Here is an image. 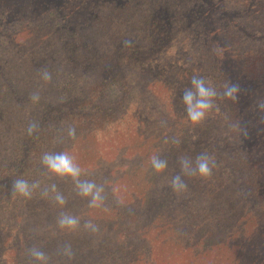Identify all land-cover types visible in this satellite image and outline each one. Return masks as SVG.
<instances>
[{"label": "rangeland", "instance_id": "1", "mask_svg": "<svg viewBox=\"0 0 264 264\" xmlns=\"http://www.w3.org/2000/svg\"><path fill=\"white\" fill-rule=\"evenodd\" d=\"M210 1L59 0L60 8L51 15L29 0H24L25 4L22 0H8L3 9L0 3V264H13L15 248L18 253L22 250V257L26 246L31 249L42 241H48L56 253L51 257L48 249V264H60V242L70 237H86V241L90 237L94 241L107 237L105 247L110 239L134 244L145 233L151 236L138 222L146 204L143 207L136 200H124L118 190L111 192L109 188L110 179L115 178L110 172L121 163L137 161L141 150L136 147L126 149L124 155L113 154V148L120 143L116 135L127 136L139 130V136L146 138L154 132L143 134L144 125L173 124L171 113L178 106L176 93L182 96L194 75L213 86L216 79L222 81L219 73L205 67L211 46L201 45L202 27L197 23L200 7L202 13L209 11ZM213 1L222 7L217 6L222 19L217 26L225 27L232 23L230 14L237 12L244 0ZM240 23L244 26V22ZM245 26L242 34H236L239 39L246 43L249 39V46L264 41V12L254 24ZM9 29L14 31L11 38ZM234 41L228 36L227 42L216 47L215 55H226ZM262 66L258 59L254 60L250 74L259 72ZM103 69L120 75L121 82L110 85ZM44 71L50 75L47 81L42 78ZM12 86L18 93H12ZM34 94H38L37 100H33ZM170 100L175 106L168 105ZM31 123L38 127L29 135ZM203 123L208 130L198 134ZM227 124L228 110L215 98L214 107L202 122L185 127L186 149L180 144V136L160 139L158 146L150 139L143 142L147 149L155 146L152 153L156 156L173 150L175 160L168 159L167 167L147 194L154 200L167 198L162 215H166L169 227L166 237L173 235L167 244L170 250L182 244L187 246L188 254L200 252L205 243L211 245L221 237H231L227 235L234 230L240 234L237 237L264 234V209L255 211L261 203L259 182L237 157ZM69 127L76 130L74 138L67 135ZM91 135L99 145L105 141L111 145H98L97 162L91 158L81 178L102 187V205L110 208L98 209L103 211L95 218L96 231L87 234L85 225L92 219L85 212L89 204L82 206L80 202L69 208L68 203L78 194L74 183L50 175L41 157L44 152H70L75 143L77 147L85 141L90 144L86 137ZM200 153L214 161L211 186L207 188L205 180L197 185L191 175H185L182 180L186 189L174 191L170 181L180 174L181 159L194 160ZM17 178L38 183L31 198L14 194L12 185ZM53 184L65 198L62 207L53 199ZM119 209L128 214L121 220L123 234L116 220L111 219ZM62 213L76 216L78 227L61 229L57 221ZM24 237L33 242H25ZM181 237L186 238L180 240ZM109 252L107 245L98 259L106 262ZM177 257L172 259L176 264L182 260ZM23 264L34 261L28 257Z\"/></svg>", "mask_w": 264, "mask_h": 264}, {"label": "trees", "instance_id": "2", "mask_svg": "<svg viewBox=\"0 0 264 264\" xmlns=\"http://www.w3.org/2000/svg\"><path fill=\"white\" fill-rule=\"evenodd\" d=\"M29 2H35L34 5L40 7L43 12L48 11L50 15L57 12L61 6L57 5L59 0H29ZM212 2L210 1L211 9L209 11L202 13L201 6L199 15L197 14V23L199 27H202L201 45L211 46L206 55L209 62L207 61L205 67L215 73H219L222 79L221 82L217 79L214 82V87L218 91L216 98L222 101L228 110L229 125L227 124V129L229 128L230 136L233 139V146L237 157L241 158L244 165L250 169L259 182V190L257 191L259 192L258 196L261 203L255 210L259 211L260 209H264V68L259 72H255V74H250V63L258 59V62L263 63L262 67H264V41L258 45L249 46V39L246 43V40L242 41L236 34H242V30L246 28L245 25H252L258 20L264 12V0H244L237 12L232 13L233 15L230 14L229 18H233L232 23H229L225 27L220 25V23V27L217 26L218 20H222L219 19L220 13H218L222 7L217 2L214 3L213 0ZM0 3L3 9L8 0H0ZM22 4H25L24 0H22ZM256 11L261 14L256 13ZM234 21L238 24L233 23ZM240 22H244V26ZM252 28H255L254 25ZM7 33L9 38H11L14 31L9 29ZM254 35L257 36L256 34ZM228 36H232L233 40H236L234 41V47L228 50L226 55H215L216 47L219 44L222 45L224 42H227ZM103 72L104 79L110 80V85L121 82L120 75L104 69ZM225 83L239 86V91L234 100L224 97L222 86ZM12 88V93H18L16 87L12 86ZM176 97L178 106L171 113L173 124L160 123L158 126H152L148 123L144 125L143 134L145 132H154L146 138L144 135L139 136V130L132 131L127 136H118L117 134L116 137L120 140V143L113 148V154L121 152V155H124L126 149L141 148L137 161L134 163H131V161L121 163L116 171L112 170L110 172V176L115 178L110 179L112 187L109 188L111 192L114 189L118 190L124 200H136L143 207L146 204V211L139 215L138 222L142 223V230H147L151 236L148 237V234L145 233V237H138V240L134 244H129L125 240L119 242V240L110 239L107 243L110 247V256L106 262L99 260L98 254L106 250L107 245L104 247L103 244L107 240V237H97V241H94V237H90L87 241L86 237H70L71 240L62 242L58 240L62 244L61 249L58 251L62 257L60 264H176L172 259L178 260L177 255L182 257V260L178 264H264V234L259 237H237L240 234L234 230V232L227 235L231 237H221L216 243L211 245L205 243L202 249L200 248V252L193 254L186 253L187 246L182 244L173 250L168 248L169 245L167 246V244L171 242L170 237L173 235L166 237L165 231L169 227L166 225V215H162V212H166L167 198L154 200L150 199L147 195L150 187L155 183L156 177L162 171L156 172L151 166L150 158L154 155L152 150L155 146L153 149L150 147L147 149L144 147L143 142L150 139L158 146L157 143L160 139L171 140L173 137L180 136V144L186 149L187 131L185 127H192L194 124L186 118L184 105L181 100L182 96L176 93ZM168 105L170 107L175 106L171 100L168 102ZM170 107L169 110L171 112ZM201 125L204 127L196 131L198 134L206 133L208 130L206 124L203 123ZM81 126L83 125H78L77 127L80 128ZM167 131H169L168 134ZM86 139L90 140V144H88V141H85L77 147L75 143L74 148L70 150L71 154L84 169V172L88 170L87 162L91 158L92 162H97L99 145V142L92 135L90 138L86 137ZM101 145L110 147L111 143L109 141L102 142L99 148H102ZM105 153L107 151L102 152V154ZM194 153L198 154L199 152L196 151ZM157 157L166 160L167 163L169 158L175 160L173 150H170L169 153L165 151L163 155H158ZM23 169H25V165ZM118 170L120 172H117ZM179 175H181V178H185L183 173L180 172ZM191 177L197 185L201 183L200 181L205 180L207 188L211 186L210 178L201 179L193 175ZM199 186L201 187V185ZM90 199L91 197H82L77 194L67 206L73 208V206L80 202L82 206L83 204H89L85 212L92 217L90 219L91 223L95 225V218L102 213L100 211H103L98 209H108L110 207L103 206L102 202L98 206H92L89 203ZM114 212L115 214L111 219L116 220L118 224L117 229H119L120 234H123L124 229L121 220L126 218L128 214L126 215V212L120 209ZM104 225L105 228L108 227L107 223ZM150 228L153 229L150 230ZM91 231V228H86L85 230L87 234L91 233ZM158 237L163 238L160 239ZM185 238L181 237L180 240ZM6 240H8L7 237ZM24 241L33 242L31 238L27 239V237H24ZM66 245L71 247V257L63 254V249ZM32 246L41 249L45 254L50 249L51 257L56 255L51 247L48 246V241H42ZM25 250L27 251L26 254H23L21 257L22 250L18 253L15 248L11 258L13 264H23V261L31 257L29 255V246H26Z\"/></svg>", "mask_w": 264, "mask_h": 264}, {"label": "clouds", "instance_id": "3", "mask_svg": "<svg viewBox=\"0 0 264 264\" xmlns=\"http://www.w3.org/2000/svg\"><path fill=\"white\" fill-rule=\"evenodd\" d=\"M42 78L47 81L50 79V75L47 71L42 73ZM190 87L186 88L181 97L186 113V118L192 124H199L208 115L210 110L214 107L215 98L218 96V91L210 82L205 78L194 75L190 82ZM223 95L225 98L235 99L236 94L239 91V86L236 84L225 83L223 86ZM38 99V94L33 95V100ZM38 125L36 123L29 124L27 132L31 135ZM67 135L69 138L76 136V130L72 127L67 129ZM151 166L156 172H161L167 167V161L158 158L156 155H152L150 158ZM214 161L206 153H202L191 158H182L180 161L181 172L184 175L198 176L201 179H207L212 174V165ZM41 164L45 167L50 175L57 178H68L72 180L78 194L82 197H91L89 203L92 206H98L101 201L102 187L98 186L95 181L90 179H82L84 169L80 163L68 150L44 152L41 157ZM171 186L174 191L181 192L186 189L187 185L181 178V175H175L171 178ZM14 194L29 199L33 195L34 190L38 187L37 182L30 183L27 179L17 178L13 182ZM50 191L54 194L53 199L55 203L62 207L65 204V198L60 194L56 185L50 186ZM45 195L48 193L45 192ZM58 225L61 229L74 230L79 225V219L76 216L69 214H61L58 218ZM86 228H91L92 231H96L95 225L91 222L85 225ZM63 254L71 257L72 250L69 245H66L63 249ZM29 255L34 261V264H48V257L45 252L37 247L29 249Z\"/></svg>", "mask_w": 264, "mask_h": 264}]
</instances>
